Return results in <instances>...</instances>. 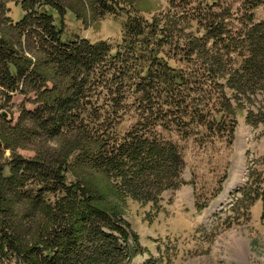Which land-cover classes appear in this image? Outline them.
<instances>
[{
    "label": "trees",
    "instance_id": "obj_1",
    "mask_svg": "<svg viewBox=\"0 0 264 264\" xmlns=\"http://www.w3.org/2000/svg\"><path fill=\"white\" fill-rule=\"evenodd\" d=\"M10 1L23 11L15 22ZM135 1L0 0V111L14 94L23 97L15 123L0 116L2 264H135L147 250L122 204L157 205L179 186L184 168L177 145L154 127L182 131L185 119L201 120L198 110L213 89L220 109L231 116L248 109L246 122L264 126V21L252 14H242L237 28L217 4L189 9L192 0H168L166 14L151 23L130 16L114 50L103 40L64 39L67 13L94 22ZM259 5L263 0H244L245 10ZM190 20L203 35L185 32ZM165 46L183 53L187 77L159 57ZM129 91L140 120L120 136Z\"/></svg>",
    "mask_w": 264,
    "mask_h": 264
},
{
    "label": "rangeland",
    "instance_id": "obj_2",
    "mask_svg": "<svg viewBox=\"0 0 264 264\" xmlns=\"http://www.w3.org/2000/svg\"><path fill=\"white\" fill-rule=\"evenodd\" d=\"M217 1L192 0L188 7L217 4L220 9L230 11L237 28L241 27L239 18L246 12L254 16L255 23L264 21V0L263 5L247 10L244 0ZM7 7L8 16L14 22L22 17L23 11L14 1ZM168 8V0H136L134 6H126L124 12L86 23L67 13L64 39L103 40L114 50L124 39L125 24L130 16L139 15L151 23L165 15ZM188 12L185 15L191 18ZM190 21L191 27L185 32L203 35L204 31L196 21ZM159 57L172 68L184 72L186 77L191 71L177 48L165 46ZM238 59L233 57L236 68L239 67ZM218 92L213 89L211 99L198 110L202 112L199 113L201 120L185 119L186 125L180 126L184 128L182 131L171 126L166 128L165 124L154 127V132L163 141L177 145L184 168L179 173V186L164 191L157 205L129 198L122 204L125 219L138 234L140 245L147 250L135 258V264L145 261L149 264H264V126L255 127L246 122L248 109H234L235 116L220 109ZM225 93L227 98L231 97L228 89ZM135 99L129 91L123 107L125 117L116 128L120 136L140 120ZM258 99L262 97L258 96ZM22 100V96L14 94L9 106L0 111V116L15 123ZM26 108L32 106L27 104ZM258 108L255 106L251 110L257 113ZM162 109L168 111L165 105ZM194 112L189 115L193 117ZM169 114L167 122L171 119ZM221 121H225L223 127L219 124ZM19 153L25 158L34 156L29 150ZM10 154L6 151L5 157L9 158Z\"/></svg>",
    "mask_w": 264,
    "mask_h": 264
}]
</instances>
